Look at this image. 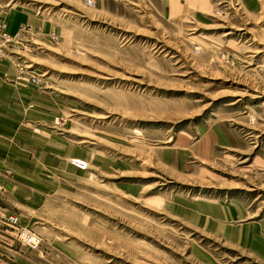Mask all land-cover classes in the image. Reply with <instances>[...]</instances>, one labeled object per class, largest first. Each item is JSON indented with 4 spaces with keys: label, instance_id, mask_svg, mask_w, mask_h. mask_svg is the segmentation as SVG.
I'll use <instances>...</instances> for the list:
<instances>
[{
    "label": "rangeland",
    "instance_id": "374dc122",
    "mask_svg": "<svg viewBox=\"0 0 264 264\" xmlns=\"http://www.w3.org/2000/svg\"><path fill=\"white\" fill-rule=\"evenodd\" d=\"M90 1L0 0V264H264V0Z\"/></svg>",
    "mask_w": 264,
    "mask_h": 264
},
{
    "label": "built area",
    "instance_id": "2783aa9c",
    "mask_svg": "<svg viewBox=\"0 0 264 264\" xmlns=\"http://www.w3.org/2000/svg\"><path fill=\"white\" fill-rule=\"evenodd\" d=\"M84 2L88 5L92 4L90 0H84ZM10 41L11 38L7 30V25L5 23H0V49L3 46L8 45ZM5 221L12 225H17L16 218L12 215L7 217ZM17 240L19 245L30 251L37 250L42 243V239L38 234L31 229L22 226H17Z\"/></svg>",
    "mask_w": 264,
    "mask_h": 264
},
{
    "label": "crops",
    "instance_id": "0c3cea01",
    "mask_svg": "<svg viewBox=\"0 0 264 264\" xmlns=\"http://www.w3.org/2000/svg\"><path fill=\"white\" fill-rule=\"evenodd\" d=\"M8 32H9V29L7 28ZM6 219V216H3L1 213H0V220H3L5 221ZM1 222V221H0ZM6 222V221H5ZM23 227V226H22ZM6 251H8L10 254L12 255H19V252L17 250H13L11 248H5Z\"/></svg>",
    "mask_w": 264,
    "mask_h": 264
}]
</instances>
